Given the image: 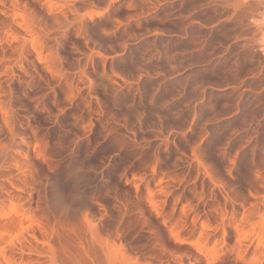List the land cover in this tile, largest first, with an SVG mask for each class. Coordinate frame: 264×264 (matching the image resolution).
Returning <instances> with one entry per match:
<instances>
[{"label": "rangeland", "instance_id": "obj_1", "mask_svg": "<svg viewBox=\"0 0 264 264\" xmlns=\"http://www.w3.org/2000/svg\"><path fill=\"white\" fill-rule=\"evenodd\" d=\"M263 218L264 0H0V264H264Z\"/></svg>", "mask_w": 264, "mask_h": 264}, {"label": "bare ground", "instance_id": "obj_2", "mask_svg": "<svg viewBox=\"0 0 264 264\" xmlns=\"http://www.w3.org/2000/svg\"><path fill=\"white\" fill-rule=\"evenodd\" d=\"M262 219V218H261ZM264 219V218H263Z\"/></svg>", "mask_w": 264, "mask_h": 264}]
</instances>
